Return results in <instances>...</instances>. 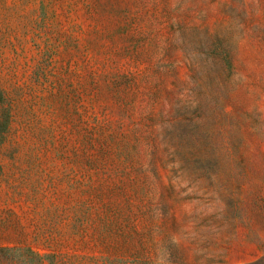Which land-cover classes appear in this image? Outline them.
Instances as JSON below:
<instances>
[{
  "label": "rangeland",
  "instance_id": "374dc122",
  "mask_svg": "<svg viewBox=\"0 0 264 264\" xmlns=\"http://www.w3.org/2000/svg\"><path fill=\"white\" fill-rule=\"evenodd\" d=\"M0 264H264V0H0Z\"/></svg>",
  "mask_w": 264,
  "mask_h": 264
}]
</instances>
